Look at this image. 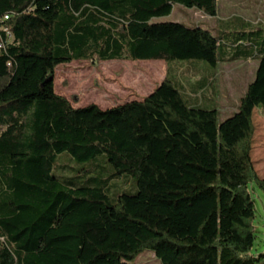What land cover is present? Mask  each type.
<instances>
[{
	"label": "trees",
	"instance_id": "trees-1",
	"mask_svg": "<svg viewBox=\"0 0 264 264\" xmlns=\"http://www.w3.org/2000/svg\"><path fill=\"white\" fill-rule=\"evenodd\" d=\"M174 6L216 18L218 0H0V264H133L144 251L160 264H264L252 254V192L264 179L251 160L264 29L221 46L199 27L153 22ZM230 50L258 67L219 123L218 110L190 104L170 66L215 74ZM73 61L167 69L141 101L73 108L49 81ZM120 178L136 191L112 199Z\"/></svg>",
	"mask_w": 264,
	"mask_h": 264
},
{
	"label": "rangeland",
	"instance_id": "rangeland-1",
	"mask_svg": "<svg viewBox=\"0 0 264 264\" xmlns=\"http://www.w3.org/2000/svg\"><path fill=\"white\" fill-rule=\"evenodd\" d=\"M221 10L228 14L246 16L253 13V23H261L264 29V0H221ZM221 3V2H220ZM220 5V4H219ZM218 11V17H223V12ZM153 22L178 23L187 27L204 26L214 28V19H208L197 10H189L174 6L170 16ZM221 46H231L233 42L224 34L223 23L215 25ZM213 29V30H215ZM218 50V58H221ZM202 63V62H201ZM181 65H172L170 74L178 80L187 76L191 80L196 73L192 66L178 62ZM185 64V65H184ZM193 64V63H192ZM210 68L206 63H203ZM256 63L253 60L243 62H227L219 65L216 70V81L221 85L222 93L228 97L231 104L239 98L245 85L253 77ZM166 65L161 61H110L100 62L92 66L86 61H73L57 67L54 74V90L57 95L66 98L73 108H82L96 105L102 110L122 105L131 101H138L149 95L164 80ZM198 72V71H197ZM200 75L202 72H198ZM190 87L186 84V90ZM76 99V101L74 100ZM74 100V101H73ZM239 101V100H238ZM232 112V111H231ZM231 112L219 111V123L224 121ZM254 137L251 151V160L259 177H264V108H257L253 114ZM79 169V167H77ZM90 178L84 175L77 179L78 182ZM122 191L134 194L136 186L132 178H120L110 184L107 194L113 199ZM252 199L255 206V244L253 255L264 253V192L254 189ZM133 264H160L153 253L144 251Z\"/></svg>",
	"mask_w": 264,
	"mask_h": 264
},
{
	"label": "crops",
	"instance_id": "crops-1",
	"mask_svg": "<svg viewBox=\"0 0 264 264\" xmlns=\"http://www.w3.org/2000/svg\"><path fill=\"white\" fill-rule=\"evenodd\" d=\"M221 5H222V1L218 0L217 17L212 18V19H214L215 25H218V22L219 23L222 22L223 25H225L224 28H225L226 32H224V34L229 36L230 40L232 39V41H228V42L237 41L238 37L240 36L239 34L241 33L242 30L244 32L247 31V32H251V33H253V32L261 33L263 31V26L260 25L261 23H253L252 22L253 18H254V16L252 15L253 13H251L249 15L246 14V16H242L239 14H237V15L228 14L227 11L224 12L221 10V7H220ZM219 10H221L223 12V17H220L221 19H219V17H218L219 16L218 15ZM207 18L211 19L210 17H207ZM235 21H237V22H235ZM233 22L236 24L237 27L232 25ZM215 25H214L213 29H215V27H216ZM196 27H199L203 30L210 32L213 36L218 35V32L216 31V29L213 30V29L206 28L204 26H196ZM223 53L225 54V52H223ZM226 55H228V56L226 57V59H224L222 62H220L217 65V69L219 68V65L222 63H227V62H234V63L240 62L241 63V62L245 61V60L231 61L229 59L230 56L232 55L231 50L229 51V53L227 52ZM250 60H252V59H250ZM246 61H249V60H246ZM253 61H255L256 65H257L255 68L257 69L258 60L253 59ZM172 65H181V64L174 63ZM188 65L192 66L195 69L197 68L195 70L196 73L192 74L193 77H191V80H189V78L187 76H183L182 79H180V80H178V78L176 79V77H175L180 88L184 91L185 97L189 100V102L192 106L205 108V109H215V110H218V112L222 111V110L226 111V112L232 111L231 114L226 117V119L231 117L236 112L238 100L244 94L247 86L254 80L255 73H256V69H255L251 81L245 85V87L242 90L241 94L239 95V98L237 99V101H235V103L231 104V101L228 100V97L222 93V91H221L222 86L221 85L219 86L218 82L216 81V77H215L216 73L211 74V71L208 70V68L204 64L193 63V64H188ZM197 71L202 72V74L200 75ZM186 84L190 87V89L188 91L186 90ZM144 98H142V99H144ZM142 99H140L138 101H141ZM253 114H254V112H253ZM258 177H259V175H258ZM259 178L264 179V177H262V178L259 177Z\"/></svg>",
	"mask_w": 264,
	"mask_h": 264
},
{
	"label": "built area",
	"instance_id": "built-area-1",
	"mask_svg": "<svg viewBox=\"0 0 264 264\" xmlns=\"http://www.w3.org/2000/svg\"><path fill=\"white\" fill-rule=\"evenodd\" d=\"M2 32H5L8 35L5 29H2ZM3 49H4V44L0 42V50H3Z\"/></svg>",
	"mask_w": 264,
	"mask_h": 264
},
{
	"label": "water",
	"instance_id": "water-1",
	"mask_svg": "<svg viewBox=\"0 0 264 264\" xmlns=\"http://www.w3.org/2000/svg\"><path fill=\"white\" fill-rule=\"evenodd\" d=\"M53 80V78H50L49 81Z\"/></svg>",
	"mask_w": 264,
	"mask_h": 264
},
{
	"label": "bare ground",
	"instance_id": "bare-ground-1",
	"mask_svg": "<svg viewBox=\"0 0 264 264\" xmlns=\"http://www.w3.org/2000/svg\"><path fill=\"white\" fill-rule=\"evenodd\" d=\"M4 19H6V18H4Z\"/></svg>",
	"mask_w": 264,
	"mask_h": 264
}]
</instances>
